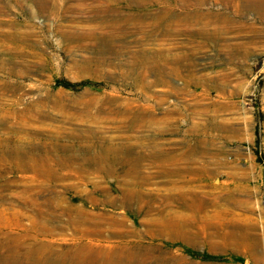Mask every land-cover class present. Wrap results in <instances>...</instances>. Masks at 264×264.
Wrapping results in <instances>:
<instances>
[{
    "label": "rangeland",
    "instance_id": "374dc122",
    "mask_svg": "<svg viewBox=\"0 0 264 264\" xmlns=\"http://www.w3.org/2000/svg\"><path fill=\"white\" fill-rule=\"evenodd\" d=\"M0 264H264V0H0Z\"/></svg>",
    "mask_w": 264,
    "mask_h": 264
},
{
    "label": "trees",
    "instance_id": "16d2710c",
    "mask_svg": "<svg viewBox=\"0 0 264 264\" xmlns=\"http://www.w3.org/2000/svg\"><path fill=\"white\" fill-rule=\"evenodd\" d=\"M58 84L65 86V87H68V88H73V89L81 88L83 86H91L92 85L91 82L85 81V80L78 82V83H72V82H69L68 80H58Z\"/></svg>",
    "mask_w": 264,
    "mask_h": 264
},
{
    "label": "bare ground",
    "instance_id": "6f19581e",
    "mask_svg": "<svg viewBox=\"0 0 264 264\" xmlns=\"http://www.w3.org/2000/svg\"><path fill=\"white\" fill-rule=\"evenodd\" d=\"M26 169H27V168H26ZM28 169H29V168H28ZM45 169H46V168H45ZM42 247H43V246H42ZM40 249H41V248H40ZM25 251H26V250H24V252H25ZM45 251H46V250H45ZM45 251H44V252H45ZM26 252H27V251H26ZM42 253H43V252H42ZM77 253H78V252H77ZM81 254H82V253H81ZM81 256H82V255H81Z\"/></svg>",
    "mask_w": 264,
    "mask_h": 264
}]
</instances>
